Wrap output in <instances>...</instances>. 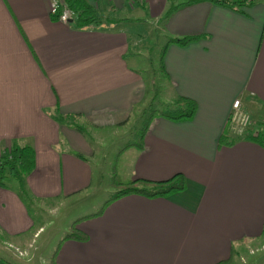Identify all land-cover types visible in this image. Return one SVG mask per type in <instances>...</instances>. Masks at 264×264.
<instances>
[{
    "label": "crops",
    "instance_id": "crops-1",
    "mask_svg": "<svg viewBox=\"0 0 264 264\" xmlns=\"http://www.w3.org/2000/svg\"><path fill=\"white\" fill-rule=\"evenodd\" d=\"M82 1L101 16L99 26L52 20L47 0H0V156L11 145L30 146L34 166L23 175L29 204H73L67 229L75 221L84 235L62 240L53 264H233L264 235V149L248 138L221 145L218 138L230 115L228 133L241 135V106L254 109L256 124L264 120V0L237 9L208 0ZM140 9L155 40L194 38L159 51L158 76L167 94L159 101L181 96L195 111L188 120L153 117L141 141L118 152L110 189L123 182L121 169L125 181L180 174L184 188L107 201L111 192L98 214L78 213L84 208L74 204L101 183L82 126L122 131L145 102L147 82L133 47L142 40L129 38L123 23L142 18ZM151 84L158 99L163 90ZM236 99L240 108L233 110ZM3 185L0 229L18 238L32 226L28 203L10 176ZM0 264L14 262L0 256Z\"/></svg>",
    "mask_w": 264,
    "mask_h": 264
},
{
    "label": "rangeland",
    "instance_id": "rangeland-1",
    "mask_svg": "<svg viewBox=\"0 0 264 264\" xmlns=\"http://www.w3.org/2000/svg\"><path fill=\"white\" fill-rule=\"evenodd\" d=\"M130 13L132 15L135 14L134 12ZM139 13L140 15H143L141 16L142 18L137 20L133 19V21L123 23L125 26L124 29H127L129 38H132L133 35L138 36L142 40V44L133 45L138 54L133 50H131V52L137 56L134 62L137 65L141 63V68L144 72V80L147 82L145 102L144 104L133 108L131 117L125 124L127 126H123L122 131H113L110 128L82 126L84 135L89 141L92 140L94 143L92 144L93 155L91 156L93 160H89L91 167L95 165L93 166V171L95 172V175H100L101 183L97 185L95 190L90 191L91 193L89 195L81 197L82 199L74 204L76 207L81 206L84 208L83 210L78 211V213L82 211H90V213L99 211V209L105 204L103 202L112 192L113 189L111 190L110 187H112L113 176L116 174V164L119 161L118 152L126 147V145L134 143L137 139V129L140 125L139 115L146 110L150 97L152 96L151 92L154 90L151 84L152 79L154 80L157 90H163V94L159 92L160 96H158V99L156 97V99L161 101L163 98L165 99L166 92L164 89L166 87L164 85V80L158 76L159 51L164 42L162 39H154V34L150 28L151 19H148L149 16L143 13L141 9L139 10ZM132 15L131 17H133ZM239 111L238 115L240 117H237L235 123L236 127L239 124L246 128L248 127L249 129H256V121H258V119L257 116L251 113L254 109L249 107L246 109L245 106H241ZM261 119H264V117ZM261 121L264 122V120ZM89 135L92 139L89 138ZM123 158L124 156L120 157L119 164L123 162ZM111 165L113 171L110 175L109 169ZM97 167L100 171H98ZM120 177L125 181L126 172L122 169ZM15 187L17 188L16 182ZM26 206L29 212V217L32 221V226L29 228L30 231L16 238L8 235L0 229V256L9 258L14 264H48V259L54 245L69 230L67 229V226L68 220L71 218L70 214H72L71 211L73 204L59 201L57 203L56 200H50L45 207L40 204H28ZM263 245L264 235L256 240L255 243H252L250 249H242L240 252L241 256L238 258L236 256L234 257L233 264H263Z\"/></svg>",
    "mask_w": 264,
    "mask_h": 264
},
{
    "label": "trees",
    "instance_id": "trees-1",
    "mask_svg": "<svg viewBox=\"0 0 264 264\" xmlns=\"http://www.w3.org/2000/svg\"><path fill=\"white\" fill-rule=\"evenodd\" d=\"M195 1V0H194ZM211 3L217 5H223L227 7H231L233 9H237L243 5H249L250 2H245V0H208ZM193 2L187 1L185 4ZM252 3V2H251ZM62 5H64L70 12L72 19V25L75 28H87V27H97L101 23V16L95 12V10L91 9V7L87 6L82 0H60L59 3L56 4L54 10L49 12V18L52 20H58L61 14ZM175 9L174 6H170V9L164 15L163 20L167 19L171 14L172 10ZM194 39L193 37L183 36V37H168L166 38L165 43L163 44L162 49L160 50V54L165 48V46L169 43H175L178 45H184L188 43L190 40ZM195 111V104L192 100L188 98H184L181 96H176L175 99L169 102H161L156 99V93L153 94L150 99L146 110H144L140 118V125L137 129V139L134 143L126 145V147H131L132 145L138 144L141 141V137L146 130L148 122L153 117H162L171 121H180V120H188L191 118ZM74 116H56L54 119L57 122L62 120L72 119ZM231 115L228 117L227 122L223 128L221 135L218 138V144H232L239 139V137L248 138L257 144H259L264 149V122L257 123L256 129L251 130L248 127H240L242 133L240 136H231L230 128H231ZM234 125V124H233ZM75 129L79 130V126L72 124ZM243 128V129H242ZM34 166V154L33 150L30 146L24 145H11L8 150H6L0 156V185L4 184V180L7 176H10L17 185V191L20 194V197L23 199L25 203L29 204V198L26 194V191L23 186V175L27 174L29 170ZM116 188L110 194L109 200L117 198L123 194L127 193H137L140 195H144L147 197H157V196H165L174 192H178L183 190V177L180 174H175L172 177L162 180V181H147V180H139L132 179L120 182L119 180L115 182ZM106 201V202H107ZM105 202V203H106ZM27 204V205H28ZM100 212H94L92 215H96ZM75 221L71 223L69 226L68 232L61 237L57 243L54 245L51 255L49 257V264H53V259L55 252L59 243L68 238H73L77 240H82L84 235L82 233H78L75 231L74 227ZM220 264V263H219Z\"/></svg>",
    "mask_w": 264,
    "mask_h": 264
},
{
    "label": "built area",
    "instance_id": "built-area-1",
    "mask_svg": "<svg viewBox=\"0 0 264 264\" xmlns=\"http://www.w3.org/2000/svg\"><path fill=\"white\" fill-rule=\"evenodd\" d=\"M255 0H245V2H254ZM48 2V6H49V12H52L54 10V7L56 6L57 3L60 2V0H47ZM71 16V12L64 6L62 5V10H61V14L59 16L58 21L61 22H67L68 19H70ZM233 110H238L240 108V101L239 99H236L233 102Z\"/></svg>",
    "mask_w": 264,
    "mask_h": 264
},
{
    "label": "water",
    "instance_id": "water-1",
    "mask_svg": "<svg viewBox=\"0 0 264 264\" xmlns=\"http://www.w3.org/2000/svg\"><path fill=\"white\" fill-rule=\"evenodd\" d=\"M68 22L70 21V19L67 20Z\"/></svg>",
    "mask_w": 264,
    "mask_h": 264
}]
</instances>
